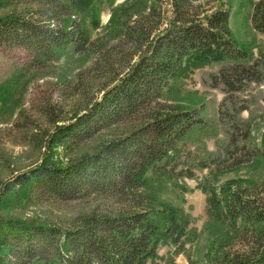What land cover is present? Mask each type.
<instances>
[{
	"label": "trees",
	"instance_id": "obj_1",
	"mask_svg": "<svg viewBox=\"0 0 264 264\" xmlns=\"http://www.w3.org/2000/svg\"><path fill=\"white\" fill-rule=\"evenodd\" d=\"M241 2L250 5L243 43L230 28L231 3L213 10L200 0H137L117 30L93 38L87 19L97 26L104 9L119 8L115 0H0V44L29 51L42 76L66 52L92 57L37 109L31 141L49 151L0 196L80 209L55 220L0 214V264H176L179 254L189 264H264V180L201 187L207 222L228 231L202 256L192 250L201 235L193 214L151 207L144 193L154 178L264 158V137L253 135L264 98V0ZM196 70L213 116L169 95ZM59 146L65 159L55 161ZM161 246L173 247L171 257Z\"/></svg>",
	"mask_w": 264,
	"mask_h": 264
},
{
	"label": "rangeland",
	"instance_id": "obj_2",
	"mask_svg": "<svg viewBox=\"0 0 264 264\" xmlns=\"http://www.w3.org/2000/svg\"><path fill=\"white\" fill-rule=\"evenodd\" d=\"M137 0H115L112 8L104 9L95 26L87 19L91 37L105 33L109 29L117 30L127 14L130 12V4ZM148 5L152 0H144ZM208 8L216 9L223 2L225 7L231 3V17L229 20L233 37L243 43L248 40L245 24L248 22L249 3L242 0H200ZM121 5V6H120ZM166 16H170V6H163ZM92 57L88 54L66 52L59 59L47 63L48 76H42V72L34 61L29 51L19 47L0 44V196L3 186L14 179L20 172L28 170L37 162H40L49 151L48 148H38L32 141L33 131L38 120V108L46 100L57 97V81L62 82L70 78L79 69L90 64ZM32 64V65H31ZM200 71L196 70L190 78L180 82L169 93L171 99L178 102L184 108L202 106L203 114L213 116L215 103L212 92L204 88L200 83ZM7 92H3L4 88ZM264 92V83L261 86ZM253 135L259 139L264 137V98L260 108L253 113ZM246 116L247 113H244ZM27 124V126H26ZM39 129V128H37ZM208 145L214 148L213 142ZM51 159H65L63 146L53 148ZM246 159V158H245ZM221 172L196 170L193 177L180 176L178 179L154 178L144 188V193L151 207H176L185 208L195 217L194 226L201 230V235L193 246L194 256H202L209 248L215 249L224 239L228 231L222 223H209L207 215V194L202 186L214 184L217 190L222 186L232 188L248 186L264 180V158H253L250 161L234 167L222 168ZM209 181V182H207ZM23 195L19 198L14 194L6 193L0 200V214L7 217L33 216L36 218L55 220L59 217L69 218L80 209V205L74 202H43L40 204H27ZM192 206V207H190ZM172 246H161L159 254L164 258L171 257ZM176 264H189L183 254L174 257Z\"/></svg>",
	"mask_w": 264,
	"mask_h": 264
}]
</instances>
